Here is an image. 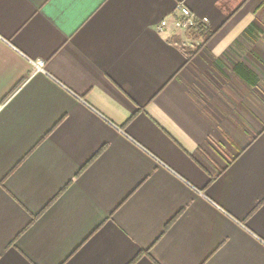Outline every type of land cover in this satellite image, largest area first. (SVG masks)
<instances>
[{
    "label": "crops",
    "instance_id": "obj_1",
    "mask_svg": "<svg viewBox=\"0 0 264 264\" xmlns=\"http://www.w3.org/2000/svg\"><path fill=\"white\" fill-rule=\"evenodd\" d=\"M0 264H264V1L0 0Z\"/></svg>",
    "mask_w": 264,
    "mask_h": 264
},
{
    "label": "built area",
    "instance_id": "obj_2",
    "mask_svg": "<svg viewBox=\"0 0 264 264\" xmlns=\"http://www.w3.org/2000/svg\"><path fill=\"white\" fill-rule=\"evenodd\" d=\"M177 15L174 18L165 17L156 26L158 32H166L170 28L177 30L183 29L187 30L189 27L195 25L196 23H205L204 20H200L191 9L184 3L179 2L177 5ZM37 68H43L44 61H35Z\"/></svg>",
    "mask_w": 264,
    "mask_h": 264
},
{
    "label": "trees",
    "instance_id": "obj_3",
    "mask_svg": "<svg viewBox=\"0 0 264 264\" xmlns=\"http://www.w3.org/2000/svg\"><path fill=\"white\" fill-rule=\"evenodd\" d=\"M264 1V0H263ZM187 31L190 33L191 36H205L207 33H209V30L207 32L205 23H196L195 25L189 27ZM211 34V33H209ZM173 40L176 39V37L172 38Z\"/></svg>",
    "mask_w": 264,
    "mask_h": 264
}]
</instances>
